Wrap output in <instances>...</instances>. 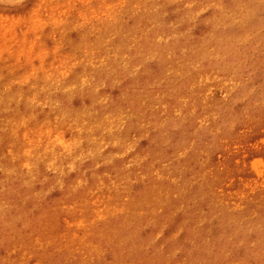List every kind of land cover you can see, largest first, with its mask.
I'll return each instance as SVG.
<instances>
[{
  "label": "rangeland",
  "instance_id": "1",
  "mask_svg": "<svg viewBox=\"0 0 264 264\" xmlns=\"http://www.w3.org/2000/svg\"><path fill=\"white\" fill-rule=\"evenodd\" d=\"M262 237L264 0H0V264H264Z\"/></svg>",
  "mask_w": 264,
  "mask_h": 264
},
{
  "label": "bare ground",
  "instance_id": "2",
  "mask_svg": "<svg viewBox=\"0 0 264 264\" xmlns=\"http://www.w3.org/2000/svg\"><path fill=\"white\" fill-rule=\"evenodd\" d=\"M154 13L157 15V19H159L158 16L162 15L161 9H156L154 11ZM166 13L167 12H165V14ZM146 15H148V14H146ZM148 37H150L149 33L145 36V39L148 38ZM148 43H149V41H144L143 40L142 43H141V45H140L138 54H133V55H129V56L124 57V63L127 60H131V61L136 62L137 64H141L140 63V61H141L140 59L143 56L142 53L147 52L148 49H151L152 48L151 46H148ZM154 53H155V51H154ZM124 63L122 64V66L124 65ZM64 100H66V98H64ZM62 105L64 106V102L62 103ZM44 191H43V193H44ZM238 225L242 226L241 223H239ZM186 231H187V228H186ZM187 237H188V240L189 241L190 240H194L195 241V239H192V238H194V236L190 233V230L187 232ZM219 240H220V236L218 234L214 235V237H213L214 245H217V243H215V242H218ZM262 240L264 241V237H262ZM194 245L195 246H193V244H192L191 245V248H194L195 251H200L203 255L205 254V250L202 248V244H199V243H197L195 241V244ZM260 250H263V249H260ZM251 256H252L251 252L250 251H247V252H245V254L242 255L241 260L244 259V258L245 259H249L248 257H251Z\"/></svg>",
  "mask_w": 264,
  "mask_h": 264
}]
</instances>
